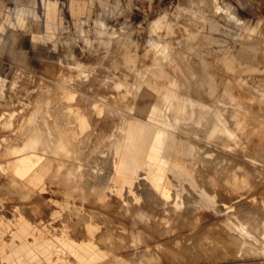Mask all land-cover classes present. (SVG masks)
Here are the masks:
<instances>
[{"label": "rangeland", "instance_id": "374dc122", "mask_svg": "<svg viewBox=\"0 0 264 264\" xmlns=\"http://www.w3.org/2000/svg\"><path fill=\"white\" fill-rule=\"evenodd\" d=\"M0 1L4 4L2 13H4L6 7H14L16 5L14 0ZM205 1L49 0L46 6L50 8L48 9L50 12H53L50 15L46 14V8L44 11L39 6L36 9L38 13L36 15L39 16H31L30 12L25 16H20L22 14L19 12L16 16L17 19H20L18 20L19 22H16L13 14L10 16V22L4 15L0 16V171L2 174L9 175L14 170L19 175L18 178L21 179V177L25 178L42 164L45 168L56 169V172H54L59 174L56 177L57 179H76L78 182L81 177L82 179L86 178L87 182H89L96 179L97 175H103L102 179L105 183L104 188L106 192L110 188V185L113 184L112 173L115 172L116 167L128 171L130 187L124 195L120 192L119 197H117L110 193L109 190L107 194L103 192L102 198L105 211L103 217L107 220L110 215V224H102L101 221L92 219V224H97L100 228L103 227V231L111 232L112 236L119 232V239H112L108 243H110L111 247L117 246L119 252L129 250L128 260H125V256L117 257L120 261L123 260L124 263H127V261L130 263L133 260L134 264H264V163H262L264 161V149H262L264 148V63L263 65L260 64L261 67H258L257 63L254 62V58H250V61L252 59L255 64L251 61L249 66V60V62L244 61L243 63V60L249 57L247 56V51H249V55L252 53L248 48L252 43L244 44L243 42H248L247 39L249 41L251 38L254 39L253 36L256 34L257 29L259 30L260 26L264 23V0H207V3ZM209 3H212L214 11L209 9L211 7ZM207 4L208 7H206ZM42 12L43 14L40 15ZM184 18L185 20L188 18V20L185 21ZM196 18L201 19L197 20V24L195 22ZM188 21H190V24ZM198 21H204L202 23L207 24L202 26L203 24L201 23L200 25ZM184 22L188 23V26ZM196 27L199 29L195 30ZM179 28L182 29L180 30ZM252 28L253 30H251ZM249 29L250 31H248ZM251 31L256 32L253 34ZM250 35L253 36L249 37ZM206 37L209 38L207 39ZM214 37L216 38L214 39ZM175 38L176 43L173 41ZM119 39L121 43H113ZM239 43H242L240 46H247H245L246 49L244 51L241 50L244 53L240 51L244 46H241L239 49ZM119 46H127L126 48L123 47V49H127L129 53L127 50L123 53H128V57L127 55L125 57L121 56L124 50ZM112 48L113 51L116 49L117 52H114L117 53V58ZM250 48L252 49V46ZM202 49L203 51H200ZM109 53L111 54V58L115 57V60L112 59L114 61H111L107 57ZM250 56L253 57V54ZM105 59L107 60L106 63H104ZM122 61L126 62L125 64L123 63L125 69L122 68ZM214 61L216 62L214 63ZM74 62L77 63L75 64ZM127 62L135 64V66L132 65L129 70ZM205 63L207 64L205 65ZM108 64L113 65L108 66ZM216 65L218 66L216 67ZM212 67L214 68L212 69ZM218 67H221L220 69H223V73H227V77H230L229 79L232 78L233 80H231L234 82L231 83L226 78V75H224L225 73L223 74L221 70H218ZM216 68H218L219 72ZM95 69L98 71L97 74L102 75L105 73L102 76L108 77L105 79V82L110 80L108 81L109 83L107 82L109 89H97L98 87L95 85L97 84L96 78L95 84L92 82L94 79L91 80V76L93 77V73L97 72ZM120 69L123 72L125 70L124 74L126 78L123 76L124 74L122 75L123 72ZM214 69L218 73L216 74L218 77L215 73L213 74ZM85 70L87 73L89 70L91 71L88 74L93 73L89 76L90 78L88 77L89 79L86 77L87 79L83 80L82 74ZM126 71H128V74ZM78 73L82 75V78ZM208 73L210 74L208 75ZM219 73H221L220 81L218 79ZM99 75H94V77L98 76L100 78ZM202 75H205L203 76L205 79H203ZM211 75H214V78L217 77L218 81L217 79L215 80L218 84ZM73 76L76 80L77 78L79 79L77 82H80L78 83L80 88L77 86V82L73 79ZM76 76L80 77L76 78ZM222 76H225V78ZM80 78L85 84L87 80L86 85L88 87L82 84ZM201 79L207 80V82H204L206 85L202 84ZM234 79H237V81ZM100 80L104 81V78L103 80L100 78ZM225 82L227 83V87ZM114 83L117 87L110 86ZM211 83L214 89L209 85ZM48 84L52 86L54 84L53 89ZM118 84H120L119 88L121 89L118 88ZM122 84L126 85V87H122ZM177 84L181 87L179 88ZM89 85L92 87L91 89ZM232 85H234V88H232ZM93 86H96L97 90ZM112 87H115V89ZM220 87L223 88L220 89ZM68 88L70 91H74V89H77V91H74L75 93L72 91L71 93ZM235 88H238L239 90H237L240 92H237ZM187 89H190L192 92ZM168 90L171 91L168 93ZM92 91L93 96L97 91L95 95L97 97L100 96V98L95 96L93 98L90 94ZM69 92L73 96L77 95L78 98L74 97L76 98L74 99L71 97L73 98L71 100ZM100 93L103 94L101 95ZM112 93L116 94L114 95V97L116 96L115 98ZM148 93L151 94L149 95ZM164 93L171 94L173 97L170 98ZM56 94H61V97L58 95L60 99H58ZM84 94L85 97L83 96ZM194 94H197L196 98ZM202 94L207 98H202ZM90 95L92 100L94 99L96 107L91 106L94 104L90 100L91 98H86V96L90 97ZM108 95H110V98H108ZM231 95L238 97L234 99L235 97ZM166 97L170 99L167 98L168 100H165ZM65 98L68 100H65ZM83 98L88 100H84ZM103 98L111 100L108 101ZM240 98L243 100L244 105H242L243 102ZM95 99H97L96 101L98 99L99 101L101 100L103 104H100L101 101L96 102ZM163 99L165 103H163ZM173 99H176L177 106H175L176 104H174L175 101ZM200 99H204L201 101L202 103ZM206 99H209L208 102ZM118 101H120L119 104L117 103ZM205 101L207 103L204 104ZM108 102L111 103L109 104ZM237 102L240 103L238 104ZM245 102L247 105H245ZM88 103H91V105H88ZM149 104H151V107ZM168 104L172 105V107L174 104L175 108L173 107L172 109ZM203 105L208 107L211 105V110L207 111L209 108L203 107ZM168 106L171 107V110L167 108ZM255 106H258L257 109ZM213 107L218 111L216 112ZM57 108L60 110L58 109L57 111ZM92 108L97 110H93ZM113 108L116 109L113 110ZM147 108L153 111L147 110ZM177 108L179 110H176ZM204 108L207 110L201 111ZM164 109L167 110L165 111ZM4 110L7 113H15L16 117H14V120H10L8 117L11 122L9 125H7L9 120H6V124L4 123L3 125L6 119L2 117V112L5 113ZM161 110L165 111V114ZM178 111H181L179 112L180 115L182 114L181 116L178 115ZM150 112L154 113L148 116V114H151ZM247 112L248 114L250 113L248 115L249 118L246 117ZM213 113L219 114L218 118L213 117L217 116L213 115ZM245 113L244 119L243 114ZM240 115L243 117H240ZM107 117L109 119L112 118V120H105ZM223 117L226 120H223ZM214 118H217V123L214 121ZM241 118L244 119H242L243 123H241ZM81 120L84 121V124ZM244 122L246 126H243ZM212 123L216 124L215 126L218 127L216 129H219V132L216 131ZM220 124H222L221 131L219 128ZM110 125L113 127L112 136L108 137L106 133L108 134L111 131ZM238 125H242V128L239 126V129ZM243 127L245 128L244 130H242ZM147 128L150 129L149 134L145 133ZM230 128L234 133H232ZM223 129L226 132H223ZM33 131L37 138H34ZM88 134L92 135V139L91 135ZM212 134L214 136H211ZM223 134L228 135V138H225ZM221 135L224 136L223 140ZM94 136L97 138H94ZM86 137L90 140L86 139ZM35 139L37 140L35 141ZM225 139H228L230 142H226ZM34 144L36 148L33 146ZM29 148L33 149L27 150ZM18 150L19 152H17ZM26 150L27 152H25ZM75 151H78L77 154ZM109 151L110 153H108ZM15 153L20 155L15 156ZM37 158H40V160H37ZM100 158L103 159L101 160ZM247 169H250V171H247ZM85 174L86 176H83ZM260 174L263 177L259 176ZM195 179L197 180L195 181ZM52 189H54V186ZM146 192L149 194L147 195ZM41 195L46 199L44 201L46 206H40L44 209V212L55 209L61 211L63 214H67L64 210L67 208L66 202L63 200L61 193L52 192L49 189L43 190ZM156 200L158 202L161 200L163 204L160 202L157 205L155 203ZM2 203L3 206H0V221L5 223L13 218L12 210L15 204H20L27 208V205H24L23 202L7 199ZM79 203L78 201L76 202L77 206H79ZM106 205L115 206L112 208L110 214L105 210ZM188 210L194 212L191 213ZM175 215L176 217H174ZM246 217L250 218L247 219ZM24 218L31 225L43 227L51 223V226L69 229L67 233L74 239H80L81 236L79 234H87L85 232V226L88 225L87 219H83V217L76 219L72 215L68 219H52L49 215L41 218L26 213ZM253 218L254 220H251ZM256 218L257 220H255ZM39 220L41 221L39 222ZM72 225H75L77 228L74 232L70 231ZM96 235H100V232ZM224 235L228 238H225L226 236ZM114 256L116 255L111 252L107 258L113 259L115 258Z\"/></svg>", "mask_w": 264, "mask_h": 264}, {"label": "crops", "instance_id": "0c3cea01", "mask_svg": "<svg viewBox=\"0 0 264 264\" xmlns=\"http://www.w3.org/2000/svg\"><path fill=\"white\" fill-rule=\"evenodd\" d=\"M14 1L16 5L6 7L4 13H2L4 4L0 1V16L4 15L9 22L11 14L15 16L16 22H19L20 19L16 17L19 12L22 14L20 16H25L28 12L31 16H39L36 15L38 14L36 9L39 6L44 11L46 8V14H53L52 11L48 10L50 8L46 6L49 0L42 2L41 0ZM42 14L43 12L40 15ZM54 171L56 172V169H48L41 164L21 179L18 178L19 175L14 170L9 175L2 174L0 171V206H3L2 202L7 199L23 202L24 205H27L25 208L20 204H15L12 210L13 218L9 219L7 223L0 221V264H134L133 260L130 263L129 261L124 263L123 260L120 261L117 258L125 256V260H128V249L126 252H119L117 246L111 247L108 243L112 239H119L117 233L112 236L111 232H104L103 227L100 228L99 225L92 224V219H97L102 224H110V215L107 220L102 217L104 216L103 192L107 194L109 190L117 197H119L120 192L124 195L130 187L128 171L116 167L115 172L112 173L113 184L110 185L107 192L103 186V179L98 178L101 177L99 175H97L98 177L95 176L96 179L94 180L96 181L87 182L86 178L80 177L78 182L76 179L65 182L64 179H57L59 174ZM53 186L54 189H52ZM49 189L52 192L61 193L66 202L67 208L64 210L67 214L55 209L44 212V209L40 207L45 205L44 201L46 200L41 193L43 190ZM77 201L80 202L79 206L76 204ZM85 203L86 205H84ZM105 208L109 213L112 210V205H106ZM27 212L29 215L41 218L49 215L52 219H68L72 215L76 219L83 217V219H87L88 225L85 226V232L88 235L79 234L81 238L74 239L68 235L69 229L51 226V223L43 227L31 225L24 218ZM71 227L70 231H76L75 225ZM98 232L100 235H96ZM111 252L112 254L115 253L116 256L113 259H108L107 256Z\"/></svg>", "mask_w": 264, "mask_h": 264}, {"label": "bare ground", "instance_id": "6f19581e", "mask_svg": "<svg viewBox=\"0 0 264 264\" xmlns=\"http://www.w3.org/2000/svg\"><path fill=\"white\" fill-rule=\"evenodd\" d=\"M206 1H207V0H206ZM206 1H205V2H206ZM206 3H207V2H206ZM206 3H205V4H206ZM77 6H78V5H77ZM209 6H211V7H209V9L213 10V9H212V7H213V6H212V3H211V4L209 3ZM228 6H229V5H228ZM206 7H208V4H207ZM229 7H230V6H229ZM229 7H228V8H229ZM79 8H80V7H79ZM217 9H218V8H217ZM230 9H231V8H230ZM85 10H86V8H85ZM213 11H214V10H213ZM209 12H211V11H209ZM190 16H191V15H190ZM234 16H235V15H234ZM159 17H161V16H159ZM154 20H155V19H154ZM184 20H185V18H184ZM187 20H188V18H186L185 21H187ZM197 20H201V19L196 18V21H195L196 24H197ZM151 22H152V21H151ZM180 22H181V21H180ZM189 22H190V21H188V23H189ZM193 22H194V21H193ZM198 22H199V21H198ZM202 22H204V21H202ZM202 22L200 21L199 24L201 25ZM154 23H155V22H154ZM165 23H166V22H165ZM185 23H186V22H184V24H185ZM188 23H186L187 26H188ZM189 24H190V23H189ZM191 24H192V23H191ZM196 24H195V26H196ZM199 24H198V25H199ZM202 24H203L202 26H204L205 23H202ZM206 24H207V23H206ZM206 24H205V25H206ZM208 24H209V23H208ZM157 25H158V24H157ZM151 26H153V25H151ZM184 26H185V25H184ZM190 26H191V25H190ZM234 26H235V25H234ZM246 26H247V25H246ZM155 27H156V26H155ZM159 27H160V26H159ZM159 27H158V28H159ZM185 27H186V26H185ZM205 27H207V26H205ZM205 27H204V28H205ZM213 28H214V27H213ZM179 29H180V28H179ZM181 29H182V28H181ZM181 29H180V30H181ZM197 29H199V28L196 27L195 30H197ZM205 29H206V28H205ZM210 29H211V28H210ZM184 30H185V29H184ZM195 30H194V32H195ZM200 30H201V29H200ZM251 30H253V28H252ZM254 30H255V28H254ZM156 31L158 32V30H156ZM216 31H217V30H216ZM248 31H250V29H249ZM159 32H160V31H159ZM177 32H178V31H177ZM213 32H214V30H213ZM251 32H252V31H251ZM255 32H256V31H255ZM255 32H252V33L254 34ZM156 34H157V33H156ZM176 34H177V33H176ZM213 34H214V33H213ZM122 36H123V35H122ZM178 36H179V35H178ZM194 36H195V35H194ZM247 36H248V35H247ZM251 36H253V35H250L249 37H251ZM191 37H192V36H191ZM191 37H189V38H191ZM253 37H254V39L251 38L252 41H251V39H250V41H249V39H247L248 42H246V41L243 42L244 44H245V43H246V44H247V43H248V44H249V43H252V44H250V45L252 46V49L250 48V47H251L250 45H249L250 47L248 46V48L251 50L252 53L250 52V53H251L250 55L253 54V57H251V56L249 55V51H247V52H248V55H247V56H249V57L246 58V60H243L241 57H240V59L243 60V63H244V61H248V60L250 61V58H252V59L254 58V62L257 63L256 65H257L258 67H261L260 64L263 65V63H264V23L262 24V26H260L259 30L257 29V32H256V34H255ZM176 38H177V37H176ZM176 38H175V40H173V41H175L174 43H176ZM179 38H180V37H179ZM195 38H196V37H195ZM206 38H207V37H206ZM208 38H209V37H208ZM208 38H207V39H208ZM215 38H216V37H214V39H215ZM247 38H248V37H247ZM85 39H86V38H85ZM111 39H113V38H111ZM192 39H194V38H192ZM210 39L212 40V38H210ZM217 39H219V38H217ZM186 40H187V38H186ZM189 40H190V39H189ZM194 40H195V39H194ZM113 41H114V39H113ZM113 41H111V42H113ZM119 41H120V39L117 40V41H115V42H113V43H121V42H119ZM177 41H178V40H177ZM209 41H210V40H209ZM217 41H218V40H217ZM109 43H110V42H109ZM212 43H213V42H212ZM240 44H242V43H239V44H238V45H239V47H238L239 49H240V47L242 46V45L240 46ZM206 46H207V44H206ZM243 46H244V48H241L240 51H241V50L244 51V49H246V48H245L246 45H243ZM243 46H242V47H243ZM119 47H122V46H119ZM123 47L126 48L127 46H123ZM123 47H122V49H123ZM204 47H205V46H204ZM246 47H247V46H246ZM115 48H116V47H115ZM115 48H114V49H115ZM248 48H247V50H248ZM116 49H117V48H116ZM116 49H115L114 51H116ZM208 49H209V48H208ZM64 50H66V49H64ZM117 50H118V49H117ZM119 50H120V48H119ZM123 50H124V51H122V53L125 52V50H127V49H123ZM167 50H168V49H167ZM237 50H238V49H237ZM112 51H113V48H112ZM112 51H111V52H112ZM114 51H113V52H114ZM200 51H203V49L200 50ZM209 51H210V49H209ZM214 51H215V50H214ZM240 51H237V52H240ZM64 52H65V51H64ZM116 52H117V51H116ZM116 52H114V53H116ZM127 52H128V50H127ZM225 52H226V51H225ZM229 52H230V51H229ZM241 52H242V51H241ZM245 52H246V51H245ZM120 53H121V52H120ZM122 53H121V54H122ZM128 53H129V52H128ZM128 53H127V54H128ZM230 53H231V52H230ZM242 53H244V52H242ZM112 54H113V53H112ZM121 54H120V55H121ZM127 54H124V53H123L121 56H124V57H125ZM135 54L137 55L136 52H135ZM169 54H170V53H169ZM234 54L236 55V53H234ZM245 54H246V53H245ZM245 54H244V56H246ZM115 55H116V58H117V53H116ZM152 55H153V54H152ZM152 55H150V56H152ZM163 55H164V54H163ZM235 55H233V56H235ZM113 56H114V55H113ZM239 56H241V55H239ZM242 56H243V55H242ZM244 56H243V57H244ZM247 56H246V57H247ZM107 57H109V58L111 59V61H114V60H115V59H114L115 57H114V58H111V54H110V53H109V56L107 55ZM107 57H106V58H107ZM127 57H128V55H127ZM160 57H161V56H160ZM68 58H69V57H68ZM70 58H71V57H70ZM120 58H121V57H120ZM165 58H166V57H165ZM204 58H205V57H204ZM112 59H114V60H112ZM161 59H162V58H161ZM236 59H237V57H236ZM244 59H245V57H244ZM252 59H251V61L253 62ZM61 60H62V59H61ZM108 60H109V59H108ZM116 60H117V59H116ZM125 60H127V59H125ZM238 60H239V58H238ZM241 60H240V61H241ZM64 61H65V60H64ZM106 61H107V60L105 59V62H104V63H106ZM111 61H110V62H111ZM249 61H248V62H249ZM251 61L249 62V66H250ZM110 62H108V63H110ZM117 62L119 63V61H117ZM120 62H121V60H120ZM146 62H147V61H146ZM207 62H208V61H207ZM212 62H213V61H212ZM215 62H216V61H214V63H215ZM237 62H238V61H237ZM254 62H253V64H255ZM41 63H42V62H41ZM74 63H75V62H74ZM76 63H77V62H76ZM76 63H75V64H76ZM84 63H85V62H84ZM123 63L125 64L126 62L122 61V64H123ZM127 63H128V62H127ZM194 63H195V62H194ZM114 64H115V63H114ZM124 64H123V67L121 66L122 68H124ZM137 64H138V63H137ZM191 64H192V63H191ZM197 64H199V63H197ZM206 64H207V63H205V65H206ZM209 64H210V63H209ZM258 64H259V65H258ZM86 65H87V64H86ZM106 65H107V64H106ZM110 65H111V64H110ZM110 65L108 64V66H110ZM112 65H113V64H112ZM112 65H111V66H112ZM119 65H120V64H119ZM119 65H118V66H119ZM132 65L135 66V64L128 63L129 68H128V66H126V67L130 70V68H131ZM75 66H76V65H75ZM142 66H143V65H142ZM200 66H201V65H200ZM217 66H218V65H216V67H217ZM219 66H220V65H219ZM263 66H264V65H263ZM263 66H262V67H263ZM44 67H45V66H44ZM191 67H192V65H191ZM201 67H202V66H201ZM221 67H222V66H221ZM221 67H220V68H221ZM46 68H47V67H46ZM51 68H52V67H51ZM51 68H50V69H51ZM95 68H97V67H95ZM99 68L101 69V67H99ZM99 68H98V69H99ZM106 68H108V67H106ZM114 68H115V66H114ZM127 68H126V69H127ZM132 68H134V67H132ZM164 68H165V67H164ZM209 68H210V67H209ZM213 68H214V67H212V69H213ZM218 68H219V67H218ZM218 68H216V70H217ZM220 68H219L218 70H221V73H223L222 70H223L224 68H223V67H222L223 69H220ZM47 69H48V68H47ZM47 69H46V70H47ZM50 69H49V70H50ZM54 69H55V68H54ZM83 69H84V68H83ZM83 69H82V70H83ZM90 69H91V68H90ZM112 69H113V67H112ZM117 69H118V68H117ZM124 69H125V68H124ZM128 69H127V70H128ZM187 69H188V68H187ZM193 69H194V68H193ZM212 69H211V71H212ZM46 70H45V71H46ZM55 70H56V69H55ZM86 70H88V69H86ZM86 70H85V71L83 72V74H82V75H83V80H85L86 77L88 78L89 76H91L92 73H93V72H92V73L88 74L89 72L93 71L92 69H91V71L89 70L88 73H87ZM95 70L97 71V69H95ZM101 70H102V69H101ZM109 70H110V68H109ZM120 70H121V69H120ZM129 70H128V71H129ZM156 70H157V69H156ZM161 70H162V69H161ZM209 70H210V69H209ZM218 70H217V71H218ZM47 71H48V70H47ZM60 71H61V70H60ZM121 71H122V70H121ZM121 71H120V72H121ZM128 71H126L127 74H128ZM158 71H159V70H158ZM164 71H166V70H164ZM171 71H172V70H171ZM184 71H185V70H184ZM194 71H195V70H194ZM211 71H210V72H211ZM224 71H225V70H224ZM260 71H261V70H260ZM55 72H56V71H55ZM68 72H69V71H68ZM75 72H76V71H75ZM103 72H104V71H103ZM105 72H106V71H105ZM107 72L109 73L108 70H107ZM122 72H123V71H122ZM122 72H121V73H122ZM124 72H125V70H124ZM124 72L122 73V75L124 74ZM218 72H219V71H218ZM256 72H257V71H256ZM256 72H255V73H256ZM30 73H31V72H30ZM63 73H64V72H63ZM76 73H77V72H76ZM97 73H98V71L95 72V73H93V74H94V75H99V74H97ZM99 73H101V72L99 71ZM165 73H166V72H165ZM168 73H169V72H168ZM196 73H197V72H196ZM204 73H205V72H204ZM214 73H215V75L218 74L217 72H215V69H214L213 74H214ZM221 73H219V78H218L219 81H220V79H221V76H220ZM224 73H225V72H224ZM224 73H223V74H224ZM39 74H40V73H39ZM42 74H43V73H42ZM78 74H79V73H78ZM80 74H81V72H80ZM80 74H79V75H80ZM103 74H105V73H103ZM103 74H102V75H103ZM127 74H126V76H127ZM175 74H178V73H175ZM205 74H206V73H205ZM209 74H210V73H208V75H209ZM211 74H212V73H211ZM82 75H80L81 78H82ZM94 75H93V77H94ZM102 75L100 74L99 76H100V78H101L102 80H103V78H104V81H101L100 78H98V76H97V77H94V78L91 76V80L94 79V80L92 81V82L94 83V81L97 79V80H96V83H97V84L99 83V84L97 85V84L94 83V84L98 87L97 89H100V90H101V89L105 90V88H108V89H109V87H108L109 84H107V82L110 81V80H108L107 82H105V79H107L108 77H106L105 75H104V77H103ZM161 75H162V74H161ZM165 75H166V74H165ZM224 75H226V78H228V77H227V73H225ZM228 75H229V74H228ZM27 76H28V75H27ZM39 76H40V75H39ZM51 76H52V75H51ZM56 76H57V75H56ZM80 76H76V78H77V77H80ZM118 76H119V75H118ZM123 76L125 77V74H124ZM123 76H122V77H123ZM158 76H159V75H158ZM163 76H164V74H163ZM170 76H171V75H170ZM190 76H191V75H190ZM192 76H193V75H192ZM203 76H205V75H202V77H203ZM211 76L214 78V75H211ZM216 76H217V75H216ZM60 77H61V76H60ZM127 77H128V76H127ZM217 77H218V76H217ZM217 77H215L214 80L217 79ZM222 77L225 78V76H222ZM255 77H256V76H255ZM53 78H54V77H53ZM55 78H56V77H55ZM81 78H80V81H82ZM87 78H86V79H87ZM89 78H90V77H89ZM89 78H88V79H89ZM95 78H96V79H95ZM120 78H121V77H120ZM125 78H126V77H125ZM187 78H188V76H187ZM206 78H207V77H206ZM224 78H223V79H224ZM229 78H230V77H229ZM229 78H228V79H229ZM73 79H74L76 82L79 80L78 78H77V80H76L74 76H73ZM154 79H156V78H154ZM162 79H164V78H162ZM203 79H205V78L203 77ZM203 79H201V80H202V84H203L204 82H207V80L204 81ZM218 79H217V81H218ZM228 79H227V81L230 80L231 83L234 82V81H232V80H233L232 78H231L232 80H231V79L228 80ZM237 79H238V78H237ZM237 79H234V80L237 81ZM255 79H256V78H255ZM62 80H63V79H62ZM74 80H73V81H74ZM111 80L113 81L112 78H111ZM174 80H175V79H174ZM182 80H183V79H182ZM182 80H181V81H182ZM214 80H213V81H214ZM224 80H225V79H224ZM52 81H54V80H52ZM60 81H61V80H60ZM97 81H98V82H97ZM148 81H149V80H148ZM151 81H152V79H151ZM160 81H161V80H160ZM167 81H168V80H167ZM178 81H179V79H178ZM178 81H177V82H178ZM190 81H191V80H190ZM198 81H199V80H198ZM240 81H241V79H240ZM242 81H243V80H242ZM33 82H34V81H33ZM55 82H57V81H55ZM90 82H91V81H90ZM161 82H162V81H161ZM165 82H166V81H165ZM171 82H172V81H171ZM173 82H174V81H173ZM179 82H180V81H179ZM182 82H183V81H182ZM194 82H195V81H194ZM215 82H216V80H215ZM46 83H47V82H46ZM67 83H68V82H67ZM69 83H70V82H69ZM71 83H73V82H71ZM74 83H75V82H74ZM78 83H80V82H77V83H76L77 86H78ZM108 83H109V82H108ZM111 83H113V82H111ZM115 83L117 84V82H115ZM115 83H114V84H115ZM151 83H152V82H151ZM157 83H158V82H157ZM167 83H168V82H167ZM212 83H213V82H212ZM212 83L209 84V85L211 86V88L213 87V86H212V85H213ZM216 83H217V82H216ZM225 83H226V82H225ZM228 83H230V82H228ZM238 83H240V82H238ZM82 84L85 86V85L87 84V80H86V84H85L83 81H82ZM114 84H113V85H110V86H116V87H117V85H116V84L114 85ZM160 84H161V83H160ZM173 84H174V83H173ZM214 84H215V83H214ZM217 84H218V83H217ZM219 84H220V82H219ZM235 84H237V83H235ZM235 84H234V85H235ZM247 84H248V83H247ZM247 84H246V85H247ZM24 85H25V84H24ZM48 85H51V84H48ZM59 85H60V84H59ZM64 85H65V84H64ZM64 85H63V86H64ZM119 85H120V84H118V88H119ZM150 85H152V84H150ZM155 85H156V84H155ZM161 85H162V84H161ZM170 85H172V84H170ZM203 85H206V84L204 83ZM223 85H224V84H223ZM228 85H229V84H228ZM234 85H232V88H234V87H233ZM239 85H240V84H239ZM241 85H242V84H241ZM244 85H245V84H244ZM40 86H41V85H40ZM51 86H52V85H51ZM51 86H50V87H51ZM53 86H54V84H53ZM53 86H52V89H53ZM77 86L75 85V87L79 90L80 86H78L79 88H78ZM81 86H82V85H81ZM84 86H83V87H84ZM86 86H87V85H86ZM89 86H90V85H89ZM96 86H93V88L96 89ZM123 86H124V85L122 84V87H123ZM177 86H178V84H177ZM224 86H225V85H224ZM242 86H243V85H242ZM252 86H253V84H252ZM252 86H251V87H252ZM25 87H26V86H25ZM29 87H30V86H29ZM50 87H49V88H50ZM55 87H56V86H55ZM61 87H62V86H61ZM65 87H66V86H65ZM65 87H64V88H65ZM69 87H70V85H69ZM73 87H74V86H73ZM87 87H88V86H87ZM87 87H85V88L87 89ZM120 87H121V86H120ZM124 87H126V85H125ZM143 87H144V86H143ZM154 87H155V86H154ZM157 87H158V85H157ZM171 87H172V86H171ZM175 87H176V86H175ZM178 87L180 88L181 86H178ZM190 87H191V86H190ZM205 87H206V86H205ZM214 87H215V86H214ZM218 87H219V86H218ZM226 87H227V83H226ZM226 87H224V88L226 89ZM235 87H236V86H235ZM238 87H239V86H238ZM249 87H250V86H249ZM254 87H256V86H254ZM81 88H82V87H81ZM91 88H92V87L90 86V89H91ZM112 88L115 89V87H112ZM173 88H174V87H173ZM186 88H187V87H186ZM198 88H199V87H198ZM215 88H217V87H215ZM222 88H223V87H222ZM222 88L220 87V89H222ZM228 88H229V87H228ZM228 88H227V89H228ZM243 88H244V87H243ZM261 88H262V87H261ZM54 89H55V88H54ZM62 89H63V88H62ZM68 89H69V88H68ZM71 89H73V88H71ZM77 89H76V90L74 89V91H77ZM83 89H84V88H83ZM97 89H96V90H97ZM110 89H111V88H110ZM119 89H121V88H119ZM119 89H118V90H119ZM167 89H168V87H167ZM212 89H214V88H212ZM230 89H231V87H230ZM235 89H236V88H235ZM237 89H238V88H237ZM237 89H236V90H237ZM248 89H249V88H248ZM253 89H254V88H253ZM29 90H30V89H29ZM60 90H61V89H60ZM84 90H85V89H84ZM187 90H188V89H187ZM189 90H190V89H189ZM189 90H188V91H189ZM206 90H207V87H206ZM215 90H216V89H215ZM223 90H224V89H223ZM238 90H239V89H238ZM238 90H237V92H240V91H238ZM242 90H243V89H242ZM249 90H251V89H249ZM47 91H48V90H47ZM67 91H68V90H67ZM69 91H70V89H69ZM72 91H73V90H71L70 92L72 93ZM74 91H73V92H74ZM126 91H127V90H126ZM147 91H148V89H147ZM165 91H166V89H165ZM165 91H164V92H165ZM170 91H171V90H170ZM170 91L168 90V93H169ZM173 91H174V89H173ZM176 91H177V90H176ZM190 91H191V90H190ZM218 91H219V90H218ZM224 91H225V90H224ZM228 91H229V90H228ZM261 91H262V90H261ZM15 92H16V91H15ZM55 92H56V91H55ZM70 92L68 93L70 98H71V97H73V98H74V97L78 98L77 95H76V96H75V95L73 96ZM78 92H79V91H78ZM80 92H81V91H80ZM80 92H79V93H80ZM82 92H83V90H82ZM82 92H81V93H82ZM87 92H89V91L87 90ZM94 92H95V91H94ZM96 92H97V91H96ZM96 92H95V93H96ZM107 92H109V91H107ZM114 92H115V91H114ZM118 92H119V91H118ZM152 92H153V91H152ZM166 92H167V91H166ZM174 92H175V91H174ZM191 92H192V91H191ZM204 92H206V91H204ZM208 92H209V90H208ZM215 92H216V91H215ZM215 92H214V93H215ZM233 92H234V91H233ZM235 92H236V91H235ZM56 93H57V92H56ZM58 93H59V92H58ZM74 93H75V92H74ZM95 93H94V96L97 97V95H95ZM109 93H110V92H109ZM115 93H116V92H115ZM115 93H114V94L112 93V94H113V97H114V95H116ZM121 93H122V92H121ZM135 93H136V92H135ZM159 93H160V92H159ZM172 93H173V92H172ZM176 93L178 94V92H176ZM176 93H175V95L177 96ZM179 93H180V92H179ZM195 93H196V91H195ZM210 93H211V92H210ZM210 93H209V94H210ZM217 93H218V92H217ZM243 93H244V92H243ZM64 94H65V93H64ZM88 94H89V93H88ZM88 94H87V95H88ZM90 94L93 96V91H92V93L90 92ZM100 94L102 95L103 93H100ZM148 94L150 95L151 93H148ZM164 94H165L166 96L168 95V97H170V98L173 97L171 94H167V93H164ZM164 94H163V95H164ZM206 94H207V93H206ZM209 94H208V95H209ZM230 94H231V93H230ZM244 94H245V93H244ZM247 94H248V93H247ZM22 95H23V94H22ZM58 95L61 97V94H58ZM58 95L56 94L57 97H58ZM78 95H80V94H78ZM91 95H90V97H89V96H88V97L86 96V98H91L90 100H91L92 102H94V101H93L94 99L92 100ZM105 95H106V94H105ZM159 95H160V94H159ZM169 95H171V96H169ZM173 95H174V94H173ZM199 95H200V94H199ZM202 95H203V94H202ZM241 95H242V94H241ZM241 95H239V96H241ZM253 95H254V94H253ZM45 96H46V95H45ZM83 96L85 97V94H84ZM94 96H93V98H94ZM108 96H109L108 98H110V95H108ZM146 96H147V95H146ZM176 96H175V97H176ZM192 96H193V94H192ZM194 96H195V98H196L197 94H194ZM204 96H205V95H203V97H202V96H201V97H202V98H207V97H204ZM216 96H217V95H216ZM221 96H222V95H221ZM229 96H230V95H229ZM231 96H234V95H231ZM60 97H58V99H60ZM62 97H63V96H62ZM64 97H65V96H64ZM69 97H67V98L69 99ZM115 97H116V96H115ZM115 97H114V98H115ZM119 97H120V96H119ZM159 97H161V96H159ZM168 97H166L165 100L170 99V98H168ZM190 97H191V95H190ZM211 97H212V96H211ZM219 97H220V96H219ZM227 97H228V95H227ZM234 97H235V96H234ZM234 97H232V98H234ZM237 97H238V96H237ZM237 97H235L234 99H237ZM13 98H14V97H13ZM67 98H65V100H68ZM73 98H71V100H73ZM76 98H74V99H76ZM79 98H80V96H79ZM81 98H82V97H81ZM86 98H83V99H84V100H88V99H86ZM97 98H100V96L97 97ZM147 98H148V97H147ZM167 98H168V99H167ZM178 98H180V97H178ZM221 98H222V97H221ZM61 99H62V98H61ZM103 99L108 100L107 98H103ZM153 99H154V97H153ZM157 99H158V98H157ZM198 99H199V98H198ZM222 99H223V98H222ZM229 99H230V98H229ZM238 99H239V98H238ZM80 100H81V99H80ZM96 100H97V99H95V101H96ZM101 100H102V98H101ZM101 100H100V101H101ZM110 100H111V99H110ZM110 100H108V101H110ZM144 100H145V99H144ZM146 100H147V99H146ZM149 100H150V99H149ZM149 100H148V101H149ZM158 100H160V99H158ZM177 100H178V99H177ZM184 100H185V99H184ZM186 100H187V99H186ZM190 100H191V99H190ZM202 100H204V99H200V102H201ZM206 100H207V102H208L209 99H206ZM217 100L219 101V99H217ZM240 100L243 102V100H242L241 98H240ZM247 100H248V99H247ZM250 100H251V99H250ZM100 101H99V99H98V101H96V102H100ZM102 101H103V100H102ZM102 101H101V103H100L101 105L103 104ZM104 101H105V100H104ZM112 101H113V100H112ZM137 101H138V100H137ZM142 101H143V100H142ZM162 101H163V103H165V102H164V99H163ZM173 101H175L174 104H176L175 106H177L176 99H173ZM178 101H179V100H178ZM227 101H229V100H227ZM235 101H236V100H235ZM237 101H239V100H237ZM17 102H18V101H17ZM38 102H39V101H38ZM57 102H58V101H57ZM57 102H55V103H57ZM70 102H71V101H70ZM74 102H75V101H74ZM81 102H82V101H81ZM85 102H86V101H85ZM121 102H122V100H121ZM149 102H150V101H149ZM180 102H181V101H180ZM191 102H192V101H191ZM191 102H190V103H191ZM207 102L205 101L204 104L207 103ZM209 102H210V101H209ZM222 102H223V100H222ZM67 103H68V102H67ZM76 103H77V102H76ZM106 103H107V101H106ZM108 103H109V102H108ZM110 103H111V102H110ZM110 103H109V104H110ZM117 103L119 104L120 101H118ZM161 103H162V102H161ZM161 103H160V104H161ZM181 103H182V102H181ZM201 103H202V102H201ZM201 103H200V104H201ZM210 103H211V102H210ZM210 103H208V104H210ZM224 103H225V102H224ZM237 103H238V102H237ZM237 103H235V104H237ZM239 103H240V102H239ZM239 103H238V104H239ZM247 103H250V102H247ZM43 104H44V103H43ZM78 104H79V102H78ZM81 104H83V103H81ZM84 104H85V103H84ZM89 104L91 105V103H88V105H89ZM100 104H99V105H100ZM113 104H114V103H113ZM118 104H117V105H118ZM121 104H122V103H121ZM174 104H173V107H174ZM198 104H199V103H198ZM208 104H207V105H208ZM230 104H231V101H230ZM21 105H22V104H21ZM56 105H57V104H56ZM71 105H73V104H71ZM101 105H100V106H101ZM163 105H164V104H163ZM168 105H170V104H168ZM189 105H190V104H189ZM195 105H196V103H195ZM242 105H244V102H243ZM245 105H247L246 102H245ZM252 105H253V104H252ZM252 105H251V106H252ZM255 105H256V104H255ZM8 106H9V105H8ZM53 106H54V105H53ZM60 106H61V105H60ZM65 106H66V105H65ZM65 106H64V108H65ZM74 106H75V105H74ZM79 106H80V105H79ZM91 106L96 107V103L94 102V104L91 105ZM149 106L151 107V104H149ZM153 106H155V105H153ZM158 106H159V105H158ZM164 106H165V105H164ZM166 106H167V104H166ZM170 106L172 107V105H170ZM178 106H179V105H178ZM199 106H200V105H199ZM201 106H202V105H201ZM210 106H211V105H209V107L206 106V105H205V106L203 105V107H207V108H209V109L207 110L206 108H204V110L201 109V111H206V110L209 111V110H211V109H210V108H211ZM239 106H240V105H239ZM262 106H263V104H262ZM0 107H1V106H0ZM38 107H39V106H38ZM69 107H70V106H69ZM85 107H86V106H85ZM104 107H105V106H104ZM115 107H116V106H115ZM119 107H120V106H119ZM162 107H163V106H162ZM171 107L168 106L167 108H168V109L170 108V110H171ZM173 107H172V109H173ZM181 107H182V106H181ZM194 107H195V106H194ZM255 107H256V106H255ZM255 107H253V108H255ZM257 107H258V106H257ZM257 107H256V109H257ZM78 108H79V107H78ZM107 108H108V107H107ZM155 108H156V107H155ZM158 108H160V107H158ZM174 108H175V107H174ZM192 108H193V107H192ZM195 108H196V107H195ZM200 108H201V107H200ZM213 108L215 109V107H213ZM213 108H212V109H213ZM233 108H234V107H233ZM246 108H248V107L246 106ZM253 108H252V109H253ZM262 108H263V107H262ZM3 109H5V108H3ZM6 109H7V108H6ZM8 109H9V108H8ZM19 109H20V108H19ZM53 109H54V108H53ZM58 109H59V108H57L56 110L58 111ZM67 109H68V108H67ZM92 109H93V108H92ZM111 109H112V106H111ZM114 109H116V108H113V110H114ZM148 109L150 110V108H147V110H148ZM160 109H161V108H160ZM162 109H163V108H162ZM183 109H184V108H183ZM190 109H191V108H190ZM235 109H237V108H235ZM249 109H250V108H249ZM249 109H248V110H249ZM256 109H255V110H256ZM59 110H60V109H59ZM85 110H86V109H85ZM93 110H97V109H93ZM155 110H156V109H155ZM157 110H158V109H157ZM164 110L166 111L167 109H164ZM176 110H179V109L177 108ZM198 110H199V109H198ZM215 110H216V112L218 111L217 109H215ZM243 110H244V108H243ZM253 110H254V109H253ZM253 110H251V111H253ZM2 111H3V110H2ZM2 111H1V112H2ZM5 111H6V110H4V112H5ZM13 111H14V110H13ZM79 111H80V110H79ZM90 111H91V110H90ZM117 111H119V110L117 109ZM150 111H153V110L151 109ZM161 111H163V110H161ZM165 111H163L162 113L165 114ZM168 111H169V110H168ZM187 111H188V110H187ZM236 111H237V110H236ZM239 111H240V110H239ZM239 111H238V112H239ZM37 112H38V111H37ZM75 112H76V111H75ZM93 112H95V111H93ZM115 112H116V111H115ZM159 112H160V111H159ZM159 112H158V113H159ZM172 112H173V111H172ZM179 112H181V111H178V113H179ZM212 112H213V111H212ZM212 112H211V114H212ZM214 112H215V111H214ZM240 112H241V111H240ZM240 112H239V113H240ZM259 112H260V111H259ZM12 113H13V112H12ZM12 113H7V112L3 113V112H2V117L6 118L5 121L3 122V125H4V123L6 122V120H7V121H8L9 119H10V120H11V119L14 120V117H16V116H15V113H14V114H12ZM76 113H77V112H76ZM117 113H118V112H117ZM147 113H149V112H147ZM150 113H151V114H148V116L153 115L152 113H154V112H150ZM158 113H156V114L158 115ZM162 113H160V115H162ZM166 113H167V112H166ZM251 113H252V112H251ZM260 113H261V112H260ZM0 114H1V113H0ZM27 114H28V113H27ZM156 114H155V115H156ZM174 114H175V113H174ZM185 114H186V113H185ZM185 114H184V115H185ZM195 114H196V113H195ZM195 114H194V115H195ZM214 114H215V113H213V115H214ZM222 114H223V112H222ZM233 114H234V112L232 113V118H233ZM240 114H242V113H240ZM249 114H250V113H249ZM249 114H248V112H247V116H246V117H248ZM258 114H259V113H258ZM34 115H35V114H34ZM112 115H113V114H112ZM120 115H121V114H120ZM178 115H180V113H179ZM181 115H182V114H181ZM181 115H180V116H181ZM188 115H189V114H188ZM204 115H205V114H204ZM213 115H212V116H213ZM215 115H217V116H213V117H217V118H218V115H219V114H215ZM225 115H226V114H225ZM245 115H246V113L243 114L244 119H245ZM254 115H255V114H254ZM262 115H263V114H262ZM22 116H23V115H22ZM28 116H29V115H28ZM30 116H31V115H30ZM65 116H66V115H65ZM114 116H115V115H114ZM118 116H119V115H118ZM185 116H186V115H185ZM209 116H211V115H209ZM221 116H223V115H221ZM226 116H227V115H226ZM243 116L240 115V117H243ZM8 117H9V119H8ZM40 117H41V116H40ZM127 117H128V116H127ZM152 117H153V116H152ZM168 117H169V116H168ZM188 117H189V116H188ZM235 117H236V116H235ZM235 117H234V118H235ZM250 117H251V116H250ZM252 117H253V116H252ZM262 117H263V116H262ZM77 118H78V117H77ZM90 118H91V117H90ZM159 118H160V116H159ZM182 118H183V117H182ZM210 118H211V117H210ZM217 118H216V119L214 118V121H216V123H217ZM248 118H249V117H248ZM258 118H259V117H258ZM59 119H60V118H59ZM61 119H62V118H61ZM79 119H80V118H79ZM79 119H77V120H79ZM92 119H93V118H92ZM110 119L112 120V118H110ZM110 119H109L108 117L105 118V120H107V121L110 120ZM155 119H156V117H155ZM157 119H158V116H157ZM176 119H177V118H176ZM176 119H175V120H176ZM178 119H179V118H178ZM224 119H225V117H223V120H224ZM229 119H230V118H229ZM242 119H243V118H241V120H242ZM244 119H243V120H244ZM10 120H9V122H7V125H9V123H11ZM29 120H30V119H29ZM67 120H68V119H67ZM82 120H83V119H82ZM82 120H81V121H82ZM84 120H85V119H84ZM93 120H94V119H93ZM115 120H116V119H115ZM160 120H161V119H160ZM162 120H163V119H162ZM167 120H168V119H167ZM173 120H174V119H173ZM223 120H222V122H224ZM225 120H226V119H225ZM227 120H228V117H227ZM241 120H240V121H241ZM243 120H242L241 123H243ZM15 121H16V120H15ZM15 121H14V122H15ZM79 121H80V120H79ZM97 121H100V120H97ZM97 121H96V122H97ZM103 121H104V119H103ZM116 121H117V120H116ZM170 121H171V120H170ZM201 121H202V120H201ZM203 121H204V120H203ZM218 121H219V120H218ZM231 121H233V120H231ZM231 121H230V122H231ZM240 121H237V122H240ZM258 121H259V120H258ZM65 122H66V121H65ZM82 122H83V124H84V121H82ZM93 122H95V121H93ZM110 122H111V121H110ZM117 122H118V121H117ZM219 122L221 123V121H219ZM245 122H246V121H245ZM245 122H244V125L242 124L243 126H246V125H245ZM263 122H264V121H263ZM0 123H1V122H0ZM28 123H30V122H28ZM235 123H236V121H235ZM235 123H234V125H235ZM261 123H262V122H261ZM5 124H6V123H5ZM13 124H14V123H13ZM52 124H53V123H52ZM60 124H62V123H60ZM94 124H95V123H94ZM109 124H112V123H109ZM151 124H152V123H151ZM156 124H157V123H156ZM205 124H206V123H205ZM212 124H213V123H212ZM222 124H223V123H222ZM222 124H220V127H219V128H220V131H221V128H222V127H221ZM246 124H247V123H246ZM258 124H259V122H258ZM11 125H12V124H11ZM11 125H10V126H11ZM80 125H81V122H80ZM97 125H98V124H97ZM100 125H101V123H100ZM153 125H154V124H153ZM213 125H214V124H213ZM215 125H216V124H215ZM215 125H214V126H215ZM226 125H227V123H226ZM231 125H232V124H231ZM236 125H237V123H236ZM236 125H235V126H236ZM242 125H238L237 127L240 129V127L242 128ZM5 126H6V125H5ZM5 126H4V128H5ZM32 126H33V125H32ZM82 126H83V125H82ZM95 126H96V125H95ZM104 126H105V125H104ZM200 126H201V125H200ZM214 126H213V127H214ZM217 126H218V124H217ZM223 126H224V125H223ZM227 126H228V125H227ZM239 126H240V127H239ZM258 126H259V125H258ZM260 126H261V125H260ZM262 126H263V125H262ZM6 127H7V126H6ZM37 127H38V126H37ZM48 127H49V126H48ZM83 127H85V126H83ZM83 127H82V128H83ZM93 127H94V126H93ZM98 127H99V126H98ZM106 127H108V126H106ZM110 127H111V125H110ZM7 128H8V127H7ZM53 128H54V127H53ZM57 128H58V127H57ZM57 128H56V129H57ZM79 128H80V127H79ZM96 128H97V126H96ZM112 128H113V127L110 128L111 131L109 130L110 132H109L108 134L106 133V135H108V137H109V136H112ZM216 128H218V127L215 126V129H216ZM225 128L228 129L227 127H225ZM233 128L236 129V127H234V126H233ZM255 128H256V127H255ZM257 128H262V127H257ZM263 128H264V127H263ZM114 129H115V127H114ZM160 129H161V128H160ZM212 129H214V128H212ZM212 129H211V131L213 132ZM239 129H238V130H239ZM244 129H245V128L243 127L242 130H244ZM247 129H248V128H247ZM94 130H95V128H94ZM218 130H219V129H216V131H218ZM228 130H229V129H228ZM230 130H231V128H230ZM242 130H241V131H242ZM261 130H263V129H261ZM34 131H35V130H34ZM34 131H33V135H34V133L36 132V131H35V132H34ZM77 131H78V130H77ZM214 131H215V130H214ZM224 131L226 132V130L223 129V132H224ZM231 131H232V130H231ZM38 132H39V131H38ZM54 132H55V131H54ZM103 132H104V131H103ZM107 132H108V131H107ZM115 132H116V131H115ZM218 132H219V131H218ZM227 132H228V131H227ZM244 132H245V131H244ZM258 132H259V131H258ZM263 132H264V130H263ZM22 133H23V132H22ZM61 133H62V130H61ZM73 133H74V132H73ZM145 133H146V134H149V133H150V129L147 128V129L145 130ZM228 133H229V132H228ZM228 133H226V134H228ZM232 133H234V131H232ZM232 133H231V135H232ZM237 133H238V131H237ZM26 134H27V133H26ZM37 134H38V133H37ZM19 135H20V134H19ZM31 135H32V134H31ZM88 135H91V134H88ZM100 135H101V134H100ZM103 135H104V134H103ZM223 135H225V134H223ZM228 135H230V134H228ZM228 135H227V136H228ZM253 135H254V134H253ZM258 135H259V133H258ZM261 135H262V134H261ZM7 136H8V135H7ZM34 136H35V135H34ZM39 136H40V135H39ZM44 136H45V135H44ZM55 136H56V135H55ZM104 136H105V135H104ZM169 136H170V135H169ZM179 136H180V135H179ZM209 136H210V135H209ZM211 136H214V135L212 134ZM221 136H222V135H221ZM227 136L225 135V138H228ZM237 136H238V134H237ZM246 136H247V135H246ZM251 136H252V135H251ZM21 137H22V136H21ZM90 137H91V139H92V135H91ZM90 137H89V138H90ZM181 137H183V136H181ZM217 137H218V134H217ZM223 137H224V136H222V140H223ZM229 137H230V136H229ZM261 137H263V136H261ZM34 138H37V136H35ZM34 138H33V141H34ZM94 138H97V137L94 136ZM105 138H106V137H105ZM231 138H232V137H231ZM231 138H230V139H231ZM257 138H258V137H257ZM23 139H24V138H23ZM86 139H88V138L86 137ZM103 139H104V138H103ZM106 139H108V138H106ZM106 139H105V140H106ZM182 139H183V138H182ZM258 139H260V138H258ZM6 140H7V139H6ZM36 140H37V139H35V141H36ZM56 140H57V139H56ZM88 140H90V139H88ZM186 140H187V139H186ZM189 140H190V139H189ZM225 140H226V139H225ZM20 141H21V140H20ZM28 141H29V140H28ZM42 141H43V140H42ZM53 141H54V140H53ZM84 141H86V140H84ZM99 141H100V140H99ZM99 141H98V142H99ZM219 141H220V140H219ZM228 141H229V140L227 139L226 142H228ZM37 142H39V141H37ZM56 142H57V141H56ZM101 142H102V141H101ZM229 142H230V141H229ZM232 142H233V141H232ZM243 142H244V141H243ZM42 143H43V142H42ZM94 143H95V142H94ZM189 143H190V142H189ZM221 143H222V142H221ZM32 144H33V143H32ZM37 144H38V143H37ZM70 144H71V143H70ZM84 144H85V143H84ZM91 144H92V143H91ZM98 144H99V143H98ZM228 144H229V143H228ZM260 144H261V143H260ZM168 145H169V144H168ZM222 145H223V144H222ZM226 145H227V144H226ZM258 145H259V144H258ZM262 145H263V144H262ZM33 146L35 147V144H34ZM36 146H37V145H36ZM109 146H110V145H109ZM109 146H108V147H109ZM223 146H224V145H223ZM234 146H235V144H234ZM20 147H21V146H20ZM22 147L24 148V146H22ZM27 147H28V146H27ZM168 147H169V146H168ZM235 147H236V146H235ZM35 148H36V147H35ZM35 148H34V149H35ZM37 148H38V147H37ZM91 148H92V147H91ZM109 148H111V147H109ZM176 148H177V147H176ZM255 148H256V147H255ZM255 148H253V149H255ZM12 149H13V148H12ZM17 149H18V148H17ZM17 149H16V150H17ZM32 149H33V148H32ZM32 149L29 148V149H27V150H32ZM81 149H82V148H81ZM84 149H86V148H84ZM93 149H94V148H93ZM102 149H103V148H102ZM223 149H225V148L223 147ZM223 149H221V150H223ZM262 149H264V148H262ZM27 150H26L25 152H27ZM36 150H37V149H36ZM36 150H35V151H36ZM60 150H61V149H60ZM91 150H92V149H91ZM104 150H105V149H104ZM179 150H180V149H179ZM234 150H235V149H234ZM238 150H239V149H238ZM238 150H237V151H238ZM249 150H250V149H249ZM249 150H247V151H249ZM14 151H15V150H14ZM78 151H79V150H78ZM78 151H77V152H78ZM111 151H112V150H111ZM212 151H213V150H212ZM254 151H255V150H254ZM259 151H260V150H259ZM9 152H10V151H9ZM9 152H8V153H9ZM17 152H19V150H18ZM25 152H24V154H26ZM30 152H31V151H30ZM32 152H33V151H32ZM75 152H76V151H75ZM77 152H76V154H77ZM86 152H87V151H86ZM164 152H165V151H164ZM10 153H11V152H10ZM34 153H35V152H34ZM58 153H59V152H58ZM71 153H72V152H71ZM91 153H92V152H91ZM108 153H110V151H109ZM111 153H112V152H111ZM249 153H250V152H249ZM15 154H16L15 156L20 155V154L17 155V153H15ZM106 154H107V153H106ZM239 154H240V153H239ZM254 154H255V153H254ZM261 155H262V154H261ZM13 156H14V155H13ZM39 156H40V155H39ZM82 156H84V155H82ZM87 156H89V155H87ZM107 156H108V155H107ZM110 156H111V155H110ZM169 156H170V155H169ZM219 156H220V155H219ZM221 156H223V155H221ZM226 156H227V155H226ZM250 156H251V155H250ZM77 157H78V156H77ZM166 157H167V156H166ZM5 158H6V157H5ZM11 158H12V157H11ZM11 158H10V159H11ZM60 158H61V157H60ZM71 158H72V157H71ZM83 158H84V157H83ZM83 158H82V159H83ZM90 158H91V155H90ZM96 158H97V157H96ZM103 158H104V157H103ZM103 158H102V159H103ZM170 158H171V157H170ZM223 158H224V157H223ZM223 158H222V159H223ZM226 158H227V157H226ZM258 158H259V157H258ZM260 158H261V157H260ZM6 159H7V158H6ZM50 159H51V158H50ZM100 159H101V158H100ZM102 159H101V160H102ZM105 159H106V158H105ZM222 159H221V160H222ZM261 159H262V158H261ZM7 160H8V159H7ZM37 160H40V158H37ZM92 160H93V159H92ZM101 160H100V161H101ZM180 160H181V159H180ZM217 160H219V159H217ZM225 160H227V159H225ZM3 161H4V160H3ZM32 161H33V160H32ZM104 161H105V160H104ZM168 161H169V159H168ZM234 161H235V160H234ZM257 161H258V160H257ZM107 162H108V161H107ZM222 162H223V161H222ZM259 162H260V161H259ZM97 163H98V162H97ZM103 163H105V162H103ZM103 163H102V164H103ZM181 163H182V162H181ZM216 163H217V162H216ZM262 163H264V161H262ZM63 164H64V163H63ZM66 164H67V163H66ZM87 164H89V163H87ZM95 164H96V163H95ZM177 164H178V163H177ZM179 164H180V163H179ZM218 164H219V163H218ZM244 164H245V163H244ZM97 165H99V164H97ZM106 165H107V164H106ZM188 165H189V164H188ZM216 165H217V164H216ZM236 165H237V164H236ZM204 166H205V165H204ZM212 166H213V165H212ZM237 166H238V165H237ZM91 167H92V166H91ZM107 167H108V166H107ZM209 167H210V166H209ZM245 167H246V166H245ZM245 167H244V168H245ZM247 167H249V165H247ZM247 167H246V168H247ZM76 168H77V167H76ZM108 168H109V167H108ZM187 168H188V167H187ZM207 168H208V167H207ZM246 168H245V170H246ZM5 169H6V168H5ZM65 169H66V168H65ZM85 169H86V167H85ZM193 169H194V168H193ZM257 169H258V168H257ZM257 169H256V170H257ZM74 170H75V169H74ZM190 170L192 171V169H190ZM211 170H212V169H211ZM214 170H215V169H214ZM248 170L250 171V169H247V171H248ZM193 171H194V170H193ZM200 171H201V170H200ZM219 171H220V170H219ZM233 171H235V170H233ZM254 171H255V170H254ZM102 172H103V171H102ZM215 172H216V171H215ZM251 172H252V171H251ZM256 172H258V171H256ZM98 173H99V172H98ZM194 173H195V172H194ZM222 173H223V172H222ZM254 173H255V172H254ZM99 174H100V173H99ZM103 174H104V173H103ZM200 174H201V173H200ZM226 174H227V173H226ZM235 174H236V173H235ZM241 174H242V173H241ZM250 174H251V173H250ZM252 174H253V173H252ZM108 175H109V174H108ZM191 175H192V174H191ZM197 175H198V174H197ZM228 175H229V174H228ZM247 175H248V173H247ZM102 176H103V175H102ZM102 176H101V177H102ZM210 176H211V175H210ZM214 176H215V175H214ZM223 176H224V175H223ZM251 176H253V175H251ZM259 176H261V174H260ZM101 177H98V178L102 179ZM237 177H238V176H237ZM244 177H245V176H244ZM255 177H256V176H255ZM261 177H263V176H261ZM106 178H108V177H106ZM106 178H105V180H106ZM60 179H61V178H60ZM259 179H260V177H259ZM259 179H256V180H259ZM14 180H15V179H14ZM196 180H197V179H195V181H196ZM221 180H222V179H221ZM230 180H231V179H230ZM261 180H262V179H261ZM94 181H96V180H94ZM108 181H109V180H108ZM108 181H107V182H108ZM246 181H247V180H246ZM8 182H9V181H8ZM10 182H11V181H10ZM51 182H52V181H51ZM65 182H66V180H65ZM198 182H199V181H198ZM256 182H257V181H256ZM200 183H201V182H200ZM246 183L248 184L249 182H246ZM254 183H255V182H254ZM103 184H105V183L103 182ZM144 184H145V183H144ZM201 184H202V183H201ZM209 184H210V183H209ZM233 184H234V182H233ZM249 184H250V183H249ZM99 185H100V184H99ZM203 185H204V184H203ZM235 185H236V184H235ZM103 186H104V185H103ZM176 186H177V185H176ZM180 186H181V185H180ZM233 186H234V185H233ZM257 186H258V184H257ZM259 186H260V185H259ZM201 187H202V186H201ZM206 187H207V186H206ZM255 187H256V186H255ZM180 188H181V187H180ZM232 188H233V187H232ZM234 188H235V187H234ZM259 188H260V187H259ZM263 188H264V187H263ZM186 189H187V188H186ZM230 189H231V188H230ZM249 189H250V187H249ZM4 190H5V189H4ZM228 190H229V189H228ZM259 190H260V189H259ZM1 191H2V190H1ZM187 191H188V190H187ZM236 191H237V190H236ZM223 192H224V191H223ZM230 193H231V192H230ZM232 193H233V192H232ZM236 193H237V192H236ZM90 194H91V193H90ZM146 194H147V192H146ZM148 194H149V193H148ZM148 194H147V195H148ZM209 194H210V193H209ZM33 195H34V193H33ZM144 195H145V194H144ZM152 196H153V195H152ZM250 196H251V195H250ZM261 196H262V195H261ZM75 197H76V196H75ZM146 197H147V196H146ZM146 197H145V199H146ZM148 197H149V196H148ZM185 197H186V196H185ZM194 197H195V196H194ZM194 197H193V198H194ZM251 197H252V196H251ZM251 197H250V198H251ZM263 197H264V196H263ZM91 198H92V197H91ZM149 198H150V197H149ZM228 198H229V197H228ZM256 198H257V197H256ZM89 199H90V198H89ZM157 199L159 200V198H157ZM196 199H197V198H196ZM247 199H248V198H247ZM253 199H254V198H253ZM172 200H173V199H172ZM189 200H190V199H189ZM231 200H232V199H231ZM254 200H255V199H254ZM259 200H260V202H262L261 199H259ZM94 201H95V200H94ZM224 201H225V200H224ZM226 201H227V200H226ZM150 202H151V201H150ZM153 202H154V199H153ZM153 202H152V204H153ZM160 202H161V200H160L159 202L156 200L155 203H157V205H158V203H160ZM256 202H258V201H256ZM113 203H114V201H113ZM146 203H147V202H146ZM161 203L163 204V202H161ZM230 203H231V202H230ZM263 203H264V202H263ZM162 204H161V205H162ZM165 204H166V203H165ZM226 204H227V203H226ZM255 204H256V203H255ZM84 205H86V204H84ZM166 205H167V204H166ZM256 205H257V204H256ZM116 206H117V205H116ZM254 206H255V205H254ZM260 206H261V205H260ZM122 207H123V206H122ZM126 207H127V206H126ZM191 207H192V206H191ZM204 207H205V206H204ZM257 207H259V206H257ZM112 208H113V206H112ZM248 208H249V207H248ZM248 208H247V209H248ZM250 208H251V207H250ZM39 209H40V208H39ZM244 209H245V207H244ZM244 209H243V210H244ZM98 210H99V209H98ZM100 210H101V209H100ZM109 210H110V209H109ZM184 210H185V209H184ZM256 210H257V209H256ZM96 211H97V210H96ZM132 211H133V210H132ZM137 211H138V210H137ZM165 211H166V210H165ZM167 211H168V210H167ZM182 211H183V210H182ZM186 211H187V210H186ZM190 211H191V210H188V212H190ZM238 211H239V210H238ZM251 211H253V210H251ZM98 212H99V211H98ZM104 212H105V211H104ZM106 212H107V211H106ZM128 212H129V211H128ZM149 212H150V211H149ZM193 212H194V211H193ZM193 212L191 211V213H193ZM216 212H217V211H216ZM239 212H240V211H239ZM244 212H245V211H244ZM258 212H260V211H258ZM27 213H28V212H27ZM109 213H111V212H109ZM146 213H147V212H146ZM169 213H170V212H169ZM247 213H248V212H247ZM249 213H250V212H249ZM251 213H252V212H251ZM96 214H97V213H96ZM117 214H118V212H117ZM133 214H134V213H133ZM144 214H145V212H144ZM176 214H177V213H176ZM183 214H185V213H183ZM183 214H181V215H183ZM186 214H187V213H186ZM189 214H190V213H189ZM242 214H243V213H242ZM256 214H258V213H256ZM256 214H255V215H256ZM262 214H263V213H262ZM41 215H42V214H41ZM112 215H113V213H112ZM122 215H123V214H122ZM187 215H188V214H187ZM195 215H196V214H195ZM252 215H253V214H252ZM133 216H134V215H133ZM171 216H172V215H171ZM188 216H189V215H188ZM188 216H187V218H188ZM203 216H204V214H203ZM241 216H242V215H241ZM246 216H247V215H246ZM260 216H261V215H260ZM102 217H103V216H102ZM163 217H164V216H163ZM169 217H170V215H169ZM172 217H173V216H172ZM174 217H176V215H175ZM177 217H178V216H177ZM247 217H248V216H247ZM247 217H246V218H247ZM250 217H251V215H250ZM250 217H249V218H250ZM253 217H254V216H253ZM256 217H257V216H256ZM258 217H259V216H258ZM103 218H104V217H103ZM167 218H168V217H167ZM183 218H184V217H183ZM193 218H194V217H193ZM238 218H239V217H238ZM249 218H247V219H249ZM254 218H255V217H254ZM254 218L251 219V220H254ZM117 219H118V218H117ZM126 219H127V218H126ZM126 219H125V220H126ZM178 220H179V218H178ZM178 220H177V221H178ZM181 220H182V219H181ZM255 220H257V218H256ZM262 220H263V219H262ZM131 221H132V220H131ZM131 221H130V222H131ZM173 221H174V220H173ZM259 221H260V219H259ZM134 222H135V221H134ZM148 222H149V221H148ZM125 223H126V222H125ZM252 223H253V222H252ZM258 223H260V222H258ZM258 223H257V225H258ZM123 224H124V223H123ZM241 224H242V223H241ZM254 224H255V223H254ZM106 225H107V224H106ZM147 225H148V224H147ZM175 225H177V224H175ZM245 225H247V224H245ZM68 226H69V225H68ZM114 226H115V225H114ZM154 226H155V225H154ZM242 226H243V225H242ZM255 226H256V225H255ZM199 227H200V226H199ZM252 228H253V227H252ZM157 229H158V228H157ZM223 229H224V228H223ZM246 229H247V228H246ZM148 230H149V229H148ZM196 230H197V229H196ZM257 230H258V229H257ZM198 231H199V230H198ZM244 231H246V230H244ZM255 231H256V230H255ZM259 231H260V229H259ZM101 232H102V231H101ZM106 232H107V231H106ZM199 232H200V231H199ZM224 232H225V231H224ZM195 233H196V232H195ZM228 233H229V232H228ZM249 233H250V232H249ZM118 234H119V232H118ZM140 234H141V232H140ZM192 235H193V234H192ZM218 235H219V234H218ZM224 236H226V235H224ZM194 237H195V235H194ZM220 237H221V236H220ZM84 238H85V236H84ZM214 238H215V237H214ZM225 238H228V237L226 236ZM233 238H235V237H233ZM219 239H220V238H219ZM236 239H237V238H236ZM236 239H235V240H236ZM103 241H104V240H103ZM223 241H224V240H223ZM227 241H228V240H227ZM247 241H248V240H247ZM234 242H235V241H234ZM218 243H219V241H218ZM236 243H237V242H236ZM149 244H150V243H149ZM229 244H230V243H229ZM145 245H146V244H145ZM232 245H233V244H232ZM158 246H159V245H158ZM166 246H167V245H166ZM183 246H184V245H183ZM155 247H156V246H155ZM234 247H236V246H234ZM232 248H233V247H232ZM107 249H108V248H107ZM186 249H187V248H186ZM107 253H108V252H107ZM114 254H115V253H114ZM135 262H136V261H135ZM114 263H115V262H114ZM118 263H119V262H118ZM143 263H144V262H143Z\"/></svg>", "mask_w": 264, "mask_h": 264}]
</instances>
